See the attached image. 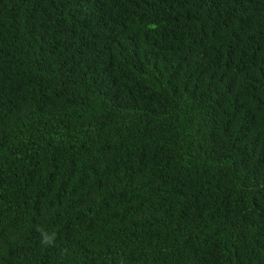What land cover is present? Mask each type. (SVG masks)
<instances>
[{
    "label": "trees",
    "instance_id": "16d2710c",
    "mask_svg": "<svg viewBox=\"0 0 264 264\" xmlns=\"http://www.w3.org/2000/svg\"><path fill=\"white\" fill-rule=\"evenodd\" d=\"M0 264H264V0H0Z\"/></svg>",
    "mask_w": 264,
    "mask_h": 264
}]
</instances>
